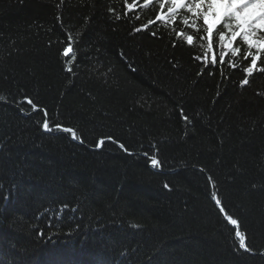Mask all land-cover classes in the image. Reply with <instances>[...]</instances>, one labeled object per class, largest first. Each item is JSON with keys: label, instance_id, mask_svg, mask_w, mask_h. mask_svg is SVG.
Here are the masks:
<instances>
[{"label": "trees", "instance_id": "obj_1", "mask_svg": "<svg viewBox=\"0 0 264 264\" xmlns=\"http://www.w3.org/2000/svg\"><path fill=\"white\" fill-rule=\"evenodd\" d=\"M158 10L0 0V264H264V54L242 86L246 46L235 69L205 67L182 23L134 30Z\"/></svg>", "mask_w": 264, "mask_h": 264}, {"label": "snow or ice", "instance_id": "obj_2", "mask_svg": "<svg viewBox=\"0 0 264 264\" xmlns=\"http://www.w3.org/2000/svg\"><path fill=\"white\" fill-rule=\"evenodd\" d=\"M158 4V12L155 17L148 21L147 24L135 27L136 32L146 31L149 25L157 23H168L173 26L177 23H182L184 26L193 30V34H187L184 31H177L176 35L188 46H194V42L199 39L204 43L200 44L202 54L194 57L197 61L204 64L216 66L217 64L224 66L226 57L228 58L227 66L235 69L237 61L235 57L242 55L241 47L246 46L243 51V58L248 62L247 66H242L240 71L243 73L240 85L247 86L250 84V77L254 74L258 67V61L261 59V54H264V0H133L132 3H127L128 11L137 9L141 4L144 8H148L153 4ZM181 13H186L181 15ZM119 19V17H117ZM139 18V17H137ZM203 31L204 35H199ZM214 33L218 39L220 51L217 53L214 50ZM156 35L155 32L152 33ZM73 37H67L68 43L63 48L62 55L68 58L66 61V69L72 72V62L76 59V53L71 43ZM255 50V52H253ZM259 71L264 73V67H260ZM202 75L203 73H198ZM210 74H212L210 72ZM221 75L223 71L221 69ZM5 97L0 96V101ZM24 102L30 105L33 111H42L43 119L41 121L42 129L46 132L63 131L69 133L74 140H80L77 131L71 127H64L61 123L55 122L54 126L48 118L46 110L39 109L33 100L25 97ZM186 123H190L189 118L184 116ZM109 140L112 137H108ZM104 139L97 142V147L103 146ZM119 147L128 152V149L123 143ZM149 162L153 168H161L162 162L156 155L149 156ZM212 182V187H215V182L212 177H208ZM165 188H169L168 184H164ZM211 198L214 200L219 212L223 213L227 222L234 226L235 238L238 241L239 249L245 252H252L251 247L246 243V234L241 230L240 222L237 218L230 215L225 208L221 198L213 192ZM43 235V233H41Z\"/></svg>", "mask_w": 264, "mask_h": 264}]
</instances>
